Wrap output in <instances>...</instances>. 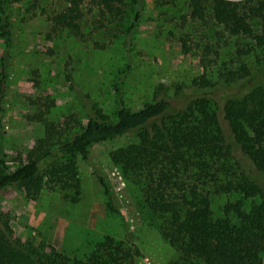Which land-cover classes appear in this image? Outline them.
Masks as SVG:
<instances>
[{
	"label": "rangeland",
	"instance_id": "1",
	"mask_svg": "<svg viewBox=\"0 0 264 264\" xmlns=\"http://www.w3.org/2000/svg\"><path fill=\"white\" fill-rule=\"evenodd\" d=\"M139 2L140 16L132 29L129 16L100 24L94 15L85 14L83 38H77L65 29H53L48 20L64 8V0H5L11 42L4 51L0 38V59L4 56L6 65L0 157L7 170L26 162L39 140L46 139L50 149L69 138L96 109L114 119L120 106L136 110L166 96L171 109L164 117L169 122L199 82H217L221 71L241 60L258 77L257 84L264 81V49L237 58L235 49L245 40L231 37L210 21L205 25L182 21L184 0ZM181 38L188 45L186 52L180 48ZM214 90L213 95L223 100L241 95L243 86L216 83ZM219 122L228 147L222 154L214 150L209 175L200 185L209 194L214 215L224 203L241 198L234 192H216L217 185L241 173L264 185L263 175L240 151L221 114ZM137 138L138 131H131L89 146L86 160L76 155L77 189L44 187L28 199L21 185L8 188L0 195V211L9 214L15 237L21 242L41 241L69 258L82 259L110 236L130 253L127 264H180L144 210L141 176L124 173L110 159L114 150ZM98 175L105 178L117 213L108 210ZM243 202L246 206L249 201Z\"/></svg>",
	"mask_w": 264,
	"mask_h": 264
},
{
	"label": "trees",
	"instance_id": "2",
	"mask_svg": "<svg viewBox=\"0 0 264 264\" xmlns=\"http://www.w3.org/2000/svg\"><path fill=\"white\" fill-rule=\"evenodd\" d=\"M64 1V8L48 20L53 29H65L77 38H83L85 14L94 15L100 24L129 16L128 29L140 16V0ZM4 3L0 0V38L5 51L11 41ZM184 6L182 21L202 25L210 21L231 37L244 39V46L235 49L237 58L252 55L256 48L264 49V0H184ZM179 43L184 52L188 51L184 39ZM236 65L221 71L217 82H199L195 93L169 122L164 117L171 109L166 96L136 110L120 106L114 119L96 109L85 115L79 130L52 148L48 149L46 139L39 140L30 158L12 170L6 169L0 157V195L16 185L22 186L28 199H34L44 187L77 189L76 155L86 160L89 146L138 131L137 141L117 148L110 159L124 173L141 176L144 210L156 222L160 237L173 248L179 263L264 264V185L245 173L217 185L216 192L241 196L224 203L217 215L211 210L208 192L200 189L209 175V157L214 150L222 154L228 147L220 114L240 151L264 177V81L257 84L258 77L242 60ZM5 68L2 56L0 98ZM216 83L226 88L242 85L243 93L218 100L213 95ZM97 178L108 210L117 213L105 178ZM243 200L249 201L246 206ZM129 258L128 250L110 236L96 243L82 259L69 258L41 241L21 242L14 235L9 214L0 211V264H127Z\"/></svg>",
	"mask_w": 264,
	"mask_h": 264
}]
</instances>
